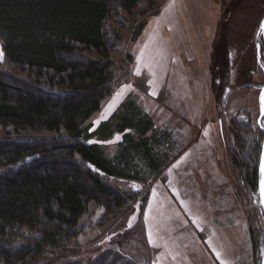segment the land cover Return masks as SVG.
Wrapping results in <instances>:
<instances>
[{"label": "rangeland", "instance_id": "374dc122", "mask_svg": "<svg viewBox=\"0 0 264 264\" xmlns=\"http://www.w3.org/2000/svg\"><path fill=\"white\" fill-rule=\"evenodd\" d=\"M153 1L134 14L113 13L107 23L115 85L90 131L132 102L154 131L169 134L160 149L166 161L158 173L142 171V180L101 176L126 204L112 215L90 202L66 261L54 264H261L258 181H247L236 163L242 146L258 149V171L264 0ZM0 74L11 84L28 81L4 55ZM237 125L243 129L235 133ZM123 135L88 143L112 158Z\"/></svg>", "mask_w": 264, "mask_h": 264}, {"label": "trees", "instance_id": "16d2710c", "mask_svg": "<svg viewBox=\"0 0 264 264\" xmlns=\"http://www.w3.org/2000/svg\"><path fill=\"white\" fill-rule=\"evenodd\" d=\"M141 5L154 1L0 0L5 60L28 78L11 84L0 74V167L10 168L0 174V264L66 261L90 202L112 215L127 202L101 176L142 180V171L158 173L166 161L160 149L169 134L154 131L132 102L90 131L115 85L107 23ZM115 133L124 135L112 158L88 143ZM242 150L236 164L257 185L258 149Z\"/></svg>", "mask_w": 264, "mask_h": 264}, {"label": "water", "instance_id": "95a60500", "mask_svg": "<svg viewBox=\"0 0 264 264\" xmlns=\"http://www.w3.org/2000/svg\"><path fill=\"white\" fill-rule=\"evenodd\" d=\"M262 21H264V18L262 19ZM258 34L260 35V38L262 39L263 48H264V32L260 31V27L258 30ZM261 68L263 71V85L259 91L258 106H259V113H260L259 117L264 119V62L261 64ZM262 129L264 133V126ZM262 165H264V137L262 141L260 160H259V166H258V172H257L258 195H259L260 205L264 212V191H262V186H264V171H262ZM261 264H264V259L262 260Z\"/></svg>", "mask_w": 264, "mask_h": 264}, {"label": "snow or ice", "instance_id": "6c2138e0", "mask_svg": "<svg viewBox=\"0 0 264 264\" xmlns=\"http://www.w3.org/2000/svg\"><path fill=\"white\" fill-rule=\"evenodd\" d=\"M259 27H260V31L264 32V21L261 22ZM3 55H4L3 51L0 50V61L3 60ZM262 171H264V165H262ZM262 191H264V186H262Z\"/></svg>", "mask_w": 264, "mask_h": 264}]
</instances>
